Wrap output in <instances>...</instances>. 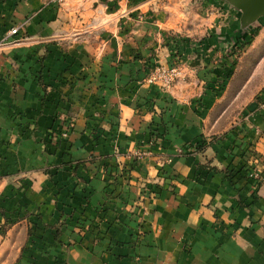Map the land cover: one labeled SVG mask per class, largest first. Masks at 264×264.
I'll return each mask as SVG.
<instances>
[{"label":"rangeland","instance_id":"374dc122","mask_svg":"<svg viewBox=\"0 0 264 264\" xmlns=\"http://www.w3.org/2000/svg\"><path fill=\"white\" fill-rule=\"evenodd\" d=\"M27 1L0 3L16 11ZM41 1L39 10H31L19 25L23 29L39 18L50 26L49 33L0 40V54L22 49L18 63L0 67V83L16 73L10 91L19 96L0 99V160L16 153L20 160V167L0 171V241L12 238L0 253V264H75L81 254L78 262L92 264L97 245L104 251L96 264H146L143 257L154 244L145 239V209L185 182L179 161L192 159L197 173L224 174L237 189L238 206L247 207L239 191L257 187L264 169L251 162L259 159L253 146L238 154L235 149L239 152L245 117L264 103V16L242 27V12L232 0ZM122 106L129 109V132L136 138L129 146L119 142ZM179 109L190 110L199 123L204 120L208 130L177 145L174 113ZM77 134L90 141L86 157L75 153ZM225 151L238 161L223 165ZM213 159L221 165H211ZM144 166L155 174L144 177ZM39 177L57 191V202L74 200L85 207L100 180L96 187L105 195L96 218L69 211L55 227L51 244L33 233L34 226L12 231L23 220L41 217L37 210L21 208ZM131 187H138L139 194L127 216L137 225L104 223L111 200ZM76 188L90 195H76ZM26 235L38 239L30 246L36 250L32 254Z\"/></svg>","mask_w":264,"mask_h":264},{"label":"crops","instance_id":"0c3cea01","mask_svg":"<svg viewBox=\"0 0 264 264\" xmlns=\"http://www.w3.org/2000/svg\"><path fill=\"white\" fill-rule=\"evenodd\" d=\"M123 2H121L122 5ZM41 5V0H29L16 7V11H14L12 7L9 9L0 3V40L7 36L10 37L11 30L20 27L19 23H22L27 13L31 10H39ZM47 16L50 18L53 15L48 13ZM40 20L34 18L28 27L23 29L20 27L18 36L10 38H22L28 33L30 35L39 32L49 33L51 31L50 26L42 25ZM20 51H22L20 47L3 50V53L0 54V67H10L13 63H18L16 57ZM15 75L16 73H11L10 79L0 83V99L19 97L10 91V84L14 82ZM261 97L264 101V93L261 94ZM128 110L122 106L123 124L121 127L118 126L119 142L124 146L132 145L136 140L129 132L131 125H129L130 121H127V117L130 118L131 114ZM174 114V121L179 127L175 144L180 145L185 141L193 140L206 132L204 130L208 126H204V120H200L201 123H199V120L196 119L198 117L194 118L190 110L182 111L179 109ZM245 118L247 121L239 127V152L238 149H235V153H241L246 148L253 146L257 153L255 157L259 159L252 158L251 162L258 169H264V103L263 105L260 104L259 109L249 113ZM74 141H76L74 148L77 157H86L91 152L89 149L91 147L87 143L90 141L85 135L77 134ZM175 144L169 143V146L175 147ZM209 150L212 151V149ZM12 151V148L6 150L8 155H11ZM222 159L221 163L227 166L231 162L236 163L238 161V158L230 156L227 151L223 154ZM190 160L192 161V159L184 161L185 164H181L180 161L176 163L178 172L185 178V182L179 183L173 192L165 191L159 199L148 204L145 209V222L143 224V230L147 232L145 239L154 244V248H147V257H143L146 264H264V171L262 180L257 187H241L239 195L242 196L243 203L247 205L244 207L238 206L237 189L225 181L224 174L197 173V168L191 164ZM239 161H242V157H239ZM19 163L17 153L13 157H4L0 160V171H7L10 169V165L11 167L14 165L20 167ZM218 164L221 165L217 159H213L211 165L218 167ZM147 166L142 168L144 177L155 174V171H150L151 169ZM98 184H101L100 180H95L94 188H91V195L81 188H76L73 191L76 195L85 196L87 194L91 196V200L84 199L87 205L85 207L83 202H75L74 200L66 202L68 204L57 202V191L52 189L50 183V186L46 187L45 178L39 177V181H35L32 192L23 196L22 203H25L23 204L25 206L21 208L29 211L37 210L41 217H31L29 221L23 220L14 225L12 231L17 229L28 231L29 226H34L37 233L34 231L33 233L36 236L47 238L49 244L55 243V227L63 218L68 216L69 211L85 212L90 218H96V216L94 217L95 210L99 204H103L102 199L105 195L101 191L102 187L97 189L96 185ZM129 190V193L123 194L124 198L122 196L119 198V196L117 199L111 200L112 203L106 211L104 223L108 224L107 221H109L114 227L121 225V221H126L130 225H137L136 220L131 219L129 215L127 216V210L131 209L130 204L139 194V189L138 187H131ZM2 191L3 187L0 188V206L4 205ZM82 213L81 216H83ZM2 219L3 217H1ZM106 240L110 241V238L107 237ZM11 241L12 238L9 235L5 238L1 237L0 253ZM33 241H38V239L34 235L31 237L26 235L25 242L29 247L27 253L32 254L36 251L35 249L30 250ZM14 242L17 243V240ZM101 247L96 246V252L98 250L99 254L92 256V264H96V261L99 262V258L102 256ZM75 252L72 251L71 253ZM79 257H83V254L76 256L75 264H81L78 262ZM142 262L144 261L141 260Z\"/></svg>","mask_w":264,"mask_h":264},{"label":"water","instance_id":"95a60500","mask_svg":"<svg viewBox=\"0 0 264 264\" xmlns=\"http://www.w3.org/2000/svg\"><path fill=\"white\" fill-rule=\"evenodd\" d=\"M233 6L242 12V27L255 23L264 16V0H232Z\"/></svg>","mask_w":264,"mask_h":264},{"label":"built area","instance_id":"2783aa9c","mask_svg":"<svg viewBox=\"0 0 264 264\" xmlns=\"http://www.w3.org/2000/svg\"><path fill=\"white\" fill-rule=\"evenodd\" d=\"M54 4H61L65 0H51ZM20 33V27H15L10 32V37L18 36ZM3 46V41H0V48Z\"/></svg>","mask_w":264,"mask_h":264},{"label":"trees","instance_id":"16d2710c","mask_svg":"<svg viewBox=\"0 0 264 264\" xmlns=\"http://www.w3.org/2000/svg\"><path fill=\"white\" fill-rule=\"evenodd\" d=\"M256 156V155H255ZM229 178L232 179V176H230V174H228Z\"/></svg>","mask_w":264,"mask_h":264}]
</instances>
